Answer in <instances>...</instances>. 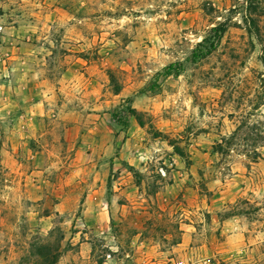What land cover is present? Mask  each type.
<instances>
[{
    "label": "rangeland",
    "instance_id": "1",
    "mask_svg": "<svg viewBox=\"0 0 264 264\" xmlns=\"http://www.w3.org/2000/svg\"><path fill=\"white\" fill-rule=\"evenodd\" d=\"M0 29L70 99L0 131V264H264V0H0Z\"/></svg>",
    "mask_w": 264,
    "mask_h": 264
},
{
    "label": "crops",
    "instance_id": "2",
    "mask_svg": "<svg viewBox=\"0 0 264 264\" xmlns=\"http://www.w3.org/2000/svg\"><path fill=\"white\" fill-rule=\"evenodd\" d=\"M35 48L37 52L40 51L39 46ZM23 54L14 59L19 62L14 64L8 63L0 55V131L5 129L7 132L2 134H9L13 140L36 138V126L45 118H50L53 111L65 108V103L70 102L68 95H65L69 88L65 82L67 75L60 74L61 79L55 78L59 80L58 85L62 89L55 87V91L59 92L53 93L51 90L54 82L51 77H55L54 71L40 70L38 65H33L40 61L39 55L29 58ZM33 125L35 128L28 131ZM129 129L134 130L136 126L131 123ZM131 166L136 167L133 162Z\"/></svg>",
    "mask_w": 264,
    "mask_h": 264
},
{
    "label": "trees",
    "instance_id": "3",
    "mask_svg": "<svg viewBox=\"0 0 264 264\" xmlns=\"http://www.w3.org/2000/svg\"><path fill=\"white\" fill-rule=\"evenodd\" d=\"M252 10L255 14L256 13L260 14V13H258L257 9H252ZM249 16H250V12H249ZM251 24L255 25L254 21H252ZM229 29H230V27L228 24H222L219 27L212 29L211 32L209 33L208 37L205 38L204 41L197 46V49L193 53V59L198 62L200 60H203L205 58L212 56L213 53H215L218 50V47H219L221 40L227 34ZM177 74H179V73H177ZM177 74L174 75V73H172L171 70L166 71V76L168 78L176 77V76H178ZM130 102L131 101H129V103ZM127 116L136 118V120L139 124V127L143 128L140 116L136 113V111H134L130 107H128L126 109V111H120L119 113L113 115L112 119L116 125H118L122 128H126L127 127ZM37 256H38V258H40V260H44L46 258L45 254H41L39 252H38ZM45 263L47 264L48 262H45Z\"/></svg>",
    "mask_w": 264,
    "mask_h": 264
},
{
    "label": "built area",
    "instance_id": "4",
    "mask_svg": "<svg viewBox=\"0 0 264 264\" xmlns=\"http://www.w3.org/2000/svg\"><path fill=\"white\" fill-rule=\"evenodd\" d=\"M1 30V29H0Z\"/></svg>",
    "mask_w": 264,
    "mask_h": 264
}]
</instances>
